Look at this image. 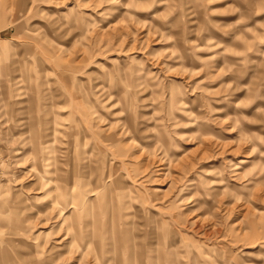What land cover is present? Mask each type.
Here are the masks:
<instances>
[{
    "label": "rangeland",
    "instance_id": "rangeland-1",
    "mask_svg": "<svg viewBox=\"0 0 264 264\" xmlns=\"http://www.w3.org/2000/svg\"><path fill=\"white\" fill-rule=\"evenodd\" d=\"M0 264H264V0H0Z\"/></svg>",
    "mask_w": 264,
    "mask_h": 264
}]
</instances>
